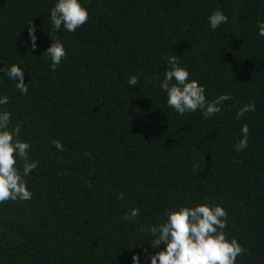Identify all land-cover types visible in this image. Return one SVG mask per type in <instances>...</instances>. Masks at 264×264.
Masks as SVG:
<instances>
[{"label":"trees","instance_id":"1","mask_svg":"<svg viewBox=\"0 0 264 264\" xmlns=\"http://www.w3.org/2000/svg\"><path fill=\"white\" fill-rule=\"evenodd\" d=\"M52 4L0 0V66H25L29 87L20 96L0 75V94L38 161L32 199L0 205V264H132L134 253L163 248L141 229L204 197L227 209V231L247 249L237 264H264V0H87L90 19L74 33L50 32ZM216 9L229 21L213 32L207 17ZM47 33L67 50L54 71L43 55ZM172 54L209 100L232 96L220 114L167 106L158 84ZM131 75L136 87L127 86ZM248 102L256 111L236 119ZM244 123L249 146L236 152ZM132 208L140 214L124 220Z\"/></svg>","mask_w":264,"mask_h":264},{"label":"clouds","instance_id":"2","mask_svg":"<svg viewBox=\"0 0 264 264\" xmlns=\"http://www.w3.org/2000/svg\"><path fill=\"white\" fill-rule=\"evenodd\" d=\"M50 32L74 33L90 19L87 0H53L49 10ZM229 17L221 9H216L207 17L208 28L215 32L226 25ZM257 35L264 37V20H257ZM48 34V33H47ZM51 39V45L43 53L45 62L51 70H55L62 61L67 59L65 44L59 38ZM28 37L31 49L35 50L38 36L36 28L29 24ZM178 55H166V70L159 80V89L166 95L167 106L177 114L199 111L202 118L208 119L218 115L226 101L232 100L229 93H221L209 100L206 86L192 77L190 70L183 66ZM25 66L13 62L7 69L0 66V75L15 84L20 96L29 93L28 83H25ZM138 75H131L127 80L128 87H136ZM9 96L0 94V205L5 202L29 201L33 192L28 180L38 161L31 159L29 150L32 145L20 136V128L12 126V112L5 106L9 104ZM255 102L243 104L236 113V119H241L245 113L255 112ZM250 128L244 123L240 128V139L234 144L236 152L248 148ZM51 144L58 151H64V145L59 140ZM120 193L119 199H124ZM140 214L138 208H132L123 217L124 220H134ZM227 209L213 200L204 197L201 202L179 203L167 208L162 222L153 224L141 231L150 236L147 243L155 249L147 255V248L141 254H133L132 264H141V255H145L149 264H237V258L242 257L247 249L227 231L229 228Z\"/></svg>","mask_w":264,"mask_h":264}]
</instances>
